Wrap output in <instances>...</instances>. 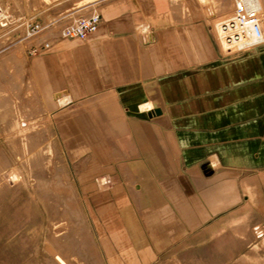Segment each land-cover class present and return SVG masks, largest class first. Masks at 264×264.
<instances>
[{"label": "crops", "instance_id": "crops-1", "mask_svg": "<svg viewBox=\"0 0 264 264\" xmlns=\"http://www.w3.org/2000/svg\"><path fill=\"white\" fill-rule=\"evenodd\" d=\"M202 1L217 36L175 0H104L96 32L30 59L45 114L82 136L77 178L105 264H251L264 39L244 29L231 45Z\"/></svg>", "mask_w": 264, "mask_h": 264}, {"label": "rangeland", "instance_id": "rangeland-1", "mask_svg": "<svg viewBox=\"0 0 264 264\" xmlns=\"http://www.w3.org/2000/svg\"><path fill=\"white\" fill-rule=\"evenodd\" d=\"M103 1L0 0V264H105L77 178L82 136L45 114L30 71L35 47L80 17L101 14ZM175 2L186 15L204 16L217 36L207 2ZM208 2L218 27L238 24L236 0ZM36 23L43 29L29 35ZM251 252V264H264V226L251 227Z\"/></svg>", "mask_w": 264, "mask_h": 264}, {"label": "built area", "instance_id": "built-area-1", "mask_svg": "<svg viewBox=\"0 0 264 264\" xmlns=\"http://www.w3.org/2000/svg\"><path fill=\"white\" fill-rule=\"evenodd\" d=\"M235 15L241 25L256 34L260 39H264V31L259 23L258 13L248 5L245 0H236ZM101 22L100 14H90L82 16L72 24L61 30L60 36L66 39H85L90 34L96 32ZM43 29L41 23L32 24L30 26L29 35H35ZM51 47V42H44L40 47H35L34 51L37 54L41 50H46Z\"/></svg>", "mask_w": 264, "mask_h": 264}, {"label": "bare ground", "instance_id": "bare-ground-1", "mask_svg": "<svg viewBox=\"0 0 264 264\" xmlns=\"http://www.w3.org/2000/svg\"><path fill=\"white\" fill-rule=\"evenodd\" d=\"M247 3H248V5H250L252 8H253V10H255L257 13H258V16H259V23H260V25L262 26V28H263V31H264V27H263V23H262V19H261V12H262V6H261V4H260V2H259V0H245ZM235 17H236V15H235ZM236 20H237V22H238V24L240 25V27L242 28V30H244V29H247L245 26H243V25H241L240 24V22L238 21V19H237V17H236ZM222 24V23H221ZM238 24L237 23H235V22H233V23H229V24H225V27H222V31L224 32V35H228V34H230V33H233V32H236L233 36H230L231 37V39L229 40V41H231L230 43H231V45L232 44H243L244 42H245V39H244V36L241 34V35H236L237 34V32L238 31H240V27L238 26ZM221 26H224V25H221ZM225 28H226V30H225ZM247 30H249V28L247 29ZM250 31V30H249ZM242 32V31H241ZM244 32V31H243ZM246 32V31H245ZM247 34H248V32H247ZM250 34V33H249ZM255 34V33H254ZM252 35V34H251ZM254 36V35H253ZM255 36H256V34H255ZM256 38L258 39V40H263V39H260V38H258L257 36H256ZM246 44V43H245ZM245 44H243V45H245Z\"/></svg>", "mask_w": 264, "mask_h": 264}]
</instances>
